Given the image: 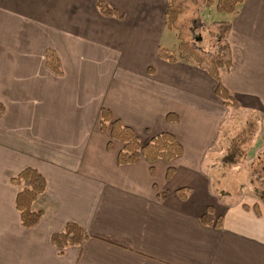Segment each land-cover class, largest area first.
I'll return each instance as SVG.
<instances>
[{
  "label": "crops",
  "instance_id": "1",
  "mask_svg": "<svg viewBox=\"0 0 264 264\" xmlns=\"http://www.w3.org/2000/svg\"><path fill=\"white\" fill-rule=\"evenodd\" d=\"M104 1L123 17L103 14L98 0H0V264H264V202L236 199L214 177L234 111L264 115V0H243L235 13L214 6L231 24L232 66L220 74L239 109L172 41L169 0ZM49 49L60 74L47 66ZM103 107L143 144L173 133L183 153L119 164L123 143L102 129ZM28 166L47 181L33 204L44 215L30 228L11 182ZM209 208L215 220L204 223ZM70 221L88 237L61 252L53 236Z\"/></svg>",
  "mask_w": 264,
  "mask_h": 264
},
{
  "label": "trees",
  "instance_id": "2",
  "mask_svg": "<svg viewBox=\"0 0 264 264\" xmlns=\"http://www.w3.org/2000/svg\"><path fill=\"white\" fill-rule=\"evenodd\" d=\"M184 0H169L167 5V27L175 30L179 41L178 49L188 59L195 61L200 67L206 69L211 76L217 81L216 94L223 100L227 106L239 109V105L221 80L220 70L232 66V55L228 41V32L231 24L227 21H220L225 30L224 43L219 44V52H210V56L205 58L200 54L195 46H191L184 38L181 27L178 24L179 17L184 13ZM243 0H205L207 7L215 6L220 13H235ZM100 11L107 16L123 17V12L104 0H98ZM179 31V32H178ZM159 56L170 62H176L178 56L176 52L168 47L159 48ZM47 66L56 74L62 73L61 61L56 51L49 49L46 52ZM5 106L0 102V115L3 114ZM101 123L103 130H109L112 139H117L123 143V148L118 153V163H138L145 158L151 163L159 159L170 163L173 159L183 153V146L173 133L161 132L154 136L148 143L143 144L136 131L127 125L115 119L111 110L102 108ZM110 147V143H109ZM230 159V156L226 157ZM174 168L169 167L167 176L170 177ZM11 182L19 186L16 198V206L21 214V223L24 227H34L39 223L44 215L43 209H35L34 202L44 193L47 181L45 176L35 167H25L17 175L11 177ZM190 191L189 188L178 190L181 196H186ZM228 192L221 191L222 195ZM257 196L264 202V189L256 190ZM204 223H211L215 220L214 212L209 208L208 212L202 218ZM222 218L218 217L215 224L221 226ZM88 235L85 229L78 223L70 221L66 224L65 229L54 234L53 241L58 249L63 252L67 247L82 245Z\"/></svg>",
  "mask_w": 264,
  "mask_h": 264
},
{
  "label": "rangeland",
  "instance_id": "3",
  "mask_svg": "<svg viewBox=\"0 0 264 264\" xmlns=\"http://www.w3.org/2000/svg\"><path fill=\"white\" fill-rule=\"evenodd\" d=\"M182 2L185 10L178 21L180 31L189 44L208 59L209 53L219 52V44L224 43L221 20L215 14V7H207L205 0ZM175 40L178 39L174 37L172 41ZM232 115L223 125L217 144L221 152L215 160L219 170H215L214 177L217 184L225 181V185L219 186L221 190L229 189L236 199H241L245 194H256L257 189H264V115L236 110Z\"/></svg>",
  "mask_w": 264,
  "mask_h": 264
}]
</instances>
